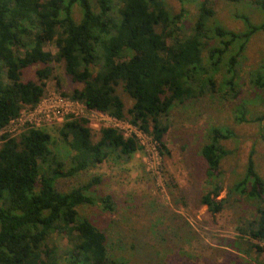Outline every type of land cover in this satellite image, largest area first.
<instances>
[{"label":"trees","instance_id":"trees-1","mask_svg":"<svg viewBox=\"0 0 264 264\" xmlns=\"http://www.w3.org/2000/svg\"><path fill=\"white\" fill-rule=\"evenodd\" d=\"M193 1L194 19L187 25L186 10L172 11L165 0H0V131L39 105L48 82L58 83V65L81 86L61 95L148 134L159 156L168 157L172 109L219 93L224 101L236 100L249 40L264 31V22L229 31L214 18L215 0ZM225 1L264 15V0ZM49 43L55 53L44 50ZM32 67L35 79L23 80ZM248 83L253 94L264 93V63L251 68ZM247 113L241 102L234 122L264 121V113L250 119ZM56 133L70 152L67 160L51 151L44 129L29 126L17 136H0V264H127L109 248L106 232L80 211L99 205L114 214L112 195L98 194L101 179L93 176L68 190L58 182L106 161L128 163L143 147L116 128L94 132L86 117L65 120ZM234 139L230 128L207 130L199 153L208 188L199 203L214 217L228 203L245 200L251 214L241 218L238 236L264 254L256 244H264V179L253 151L221 197V163L231 154L223 142Z\"/></svg>","mask_w":264,"mask_h":264},{"label":"rangeland","instance_id":"rangeland-1","mask_svg":"<svg viewBox=\"0 0 264 264\" xmlns=\"http://www.w3.org/2000/svg\"><path fill=\"white\" fill-rule=\"evenodd\" d=\"M165 2L172 11H178L180 7L186 10L187 25L194 19L193 0ZM214 11L217 22L233 32H244L264 22L263 13L249 5L215 0ZM239 16L244 19H237ZM44 50L56 51L51 43ZM260 63H264V31L255 33L249 40L238 73L241 94L236 100L224 101L219 93L172 109L165 135L168 157L156 158L150 151L149 139L137 133L144 149L128 163L106 161L75 178L58 182L59 189L68 190L93 176L101 179L98 194L112 195L114 214L103 211L99 205L84 207L80 211L106 232L108 246L115 256L127 264L264 263V254L249 249L245 241L248 239L237 233L241 218L251 214L250 205L245 200L228 203L226 209L214 217L199 203L202 192L208 188L205 163L199 151L210 127L230 128L236 134V139L223 142L231 154L221 163V186L224 189L221 197H225L226 189L243 171L252 151L256 171L264 179V143L261 139L264 121L237 124L233 120L234 110L241 102H245L248 119L264 113V93L253 94L248 83V72ZM34 70L35 67L25 70L23 80L35 79ZM54 74L58 83L48 82L43 100L81 87L58 65L54 66ZM122 97L129 107L131 101L124 94ZM79 115L88 119L94 132L114 124L123 133L132 132L127 124L115 123L96 112L82 109ZM33 117L31 110H24L5 132L17 136L26 127L34 126ZM37 120L39 123L34 127L51 135V151L57 158L67 160L70 152L56 133L62 122ZM256 244L264 248L262 243Z\"/></svg>","mask_w":264,"mask_h":264},{"label":"built area","instance_id":"built-area-1","mask_svg":"<svg viewBox=\"0 0 264 264\" xmlns=\"http://www.w3.org/2000/svg\"><path fill=\"white\" fill-rule=\"evenodd\" d=\"M42 100H41V102L39 103V105L35 109L31 110L32 116H34L33 117L34 126L38 125V123H39L38 122L39 120H37V119H44V120H54L55 119V120L60 121V122L63 123L65 120H68L70 118H78V117H80L79 114L82 112V109H85L83 104H81L79 102H73V101L67 99L66 97H64L61 94H53L47 100H43V103H46V105H42L43 104ZM85 111H86V109H85ZM96 113H99V112H96ZM99 114H101V113H99ZM101 115L107 117L108 119H110L111 121H113L115 123H125L129 127H131L132 132H130L129 134H126V133H123L120 129L117 128V126H116L117 124H114L112 126H107V127L116 128L117 130H119L123 134L124 137H129L131 135L135 136L137 138V140L139 141L140 145L143 147V149H144V145L140 141L141 139L137 135V133L142 135V136H144L145 138H148L149 142H150L148 145L150 147L151 153L156 158L161 159V157L159 156L158 151L156 149L157 147H156L155 142L152 140V138L148 134H144V133L138 131L136 128H134L132 125L128 124L127 122L118 121V120L113 119V118H111V117H109L107 115H104V114H101ZM5 129L3 131H0V133H2L1 135H3L4 133H7V132H5Z\"/></svg>","mask_w":264,"mask_h":264}]
</instances>
